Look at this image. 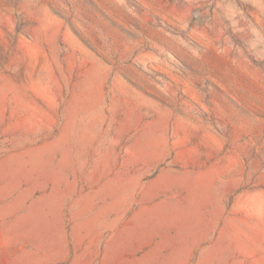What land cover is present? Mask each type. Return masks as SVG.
<instances>
[{"label": "rangeland", "instance_id": "374dc122", "mask_svg": "<svg viewBox=\"0 0 264 264\" xmlns=\"http://www.w3.org/2000/svg\"><path fill=\"white\" fill-rule=\"evenodd\" d=\"M264 0H0V264H264Z\"/></svg>", "mask_w": 264, "mask_h": 264}, {"label": "bare ground", "instance_id": "6f19581e", "mask_svg": "<svg viewBox=\"0 0 264 264\" xmlns=\"http://www.w3.org/2000/svg\"><path fill=\"white\" fill-rule=\"evenodd\" d=\"M244 206L252 208L257 211L260 215L264 216V195L263 194H252L245 198L241 203Z\"/></svg>", "mask_w": 264, "mask_h": 264}]
</instances>
